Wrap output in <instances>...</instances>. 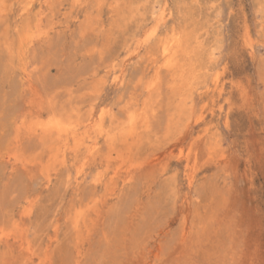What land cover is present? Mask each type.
Listing matches in <instances>:
<instances>
[{
  "label": "rangeland",
  "instance_id": "374dc122",
  "mask_svg": "<svg viewBox=\"0 0 264 264\" xmlns=\"http://www.w3.org/2000/svg\"><path fill=\"white\" fill-rule=\"evenodd\" d=\"M0 264H264V0H0Z\"/></svg>",
  "mask_w": 264,
  "mask_h": 264
},
{
  "label": "bare ground",
  "instance_id": "6f19581e",
  "mask_svg": "<svg viewBox=\"0 0 264 264\" xmlns=\"http://www.w3.org/2000/svg\"><path fill=\"white\" fill-rule=\"evenodd\" d=\"M168 14H169V13H168ZM161 15L163 16V17L160 16V17H162V19H164L165 16H166L165 13H162ZM153 29H154V30H153ZM153 29H152V34L155 35V33H156V27L153 28ZM150 32H151V31H150ZM154 32H155V33H154ZM148 34H149V33H148ZM148 34H147V35H148ZM150 36H152V35L150 34ZM174 37H175V36H174ZM178 39H179V37H178ZM142 41H144V40H142ZM145 42H146V41H145ZM177 42H178V41H177ZM177 42H176V43H177ZM147 43H148V41H147ZM147 43H146V44H147ZM164 43H165V42H164ZM179 43H180V42H179ZM140 44H142V43H140ZM146 44H145V45H146ZM177 44H178V43H177ZM142 45H143V44H142ZM180 45H181V44H180ZM174 47H175V46L173 45V42H171V40H170V42H166V43H165V46H164V48H163V52L167 53V52H170V51H171V53L174 54ZM175 51H176V50H175ZM174 56H176V55H174ZM173 59H174V58H173ZM173 59L170 60L169 65H172V63H173ZM158 98H159V97H158ZM154 102H155V101H154ZM155 108H156V107H155ZM127 112H128V111H127ZM90 151H91V150H90Z\"/></svg>",
  "mask_w": 264,
  "mask_h": 264
}]
</instances>
